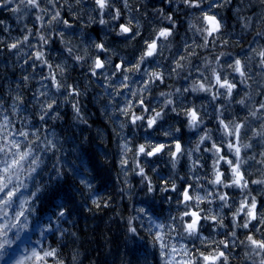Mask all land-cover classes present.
Returning a JSON list of instances; mask_svg holds the SVG:
<instances>
[{
  "label": "clouds",
  "instance_id": "clouds-1",
  "mask_svg": "<svg viewBox=\"0 0 264 264\" xmlns=\"http://www.w3.org/2000/svg\"><path fill=\"white\" fill-rule=\"evenodd\" d=\"M0 8V264H264V0Z\"/></svg>",
  "mask_w": 264,
  "mask_h": 264
},
{
  "label": "trees",
  "instance_id": "trees-1",
  "mask_svg": "<svg viewBox=\"0 0 264 264\" xmlns=\"http://www.w3.org/2000/svg\"><path fill=\"white\" fill-rule=\"evenodd\" d=\"M6 18H9L8 13L4 9L0 8V19H6ZM12 23L14 24L15 22L12 21ZM0 34H2V32H0ZM260 206L264 207V199H261ZM112 211H114V209ZM111 216H112V212H110L107 209L102 212H97L96 220L94 223L96 225V230L98 232H108L109 228L111 227V222L109 219ZM117 223H118V220H117ZM109 235H111L110 232H109Z\"/></svg>",
  "mask_w": 264,
  "mask_h": 264
},
{
  "label": "snow or ice",
  "instance_id": "snow-or-ice-1",
  "mask_svg": "<svg viewBox=\"0 0 264 264\" xmlns=\"http://www.w3.org/2000/svg\"><path fill=\"white\" fill-rule=\"evenodd\" d=\"M177 147H179V146H177ZM185 199H188V195H187V193H185ZM192 215H193V217H196V213H193ZM253 215H254V213H253ZM193 226H194V225H189L190 228L193 227ZM254 243H255V242H254ZM262 247H264V245H262ZM205 259L211 260L212 258H210V257H206Z\"/></svg>",
  "mask_w": 264,
  "mask_h": 264
}]
</instances>
